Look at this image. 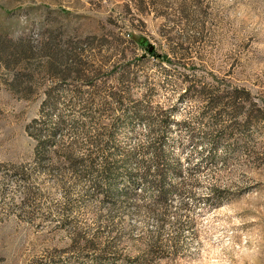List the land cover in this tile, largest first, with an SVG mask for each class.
I'll use <instances>...</instances> for the list:
<instances>
[{"label":"rangeland","instance_id":"rangeland-1","mask_svg":"<svg viewBox=\"0 0 264 264\" xmlns=\"http://www.w3.org/2000/svg\"><path fill=\"white\" fill-rule=\"evenodd\" d=\"M0 41V264H264V0H0Z\"/></svg>","mask_w":264,"mask_h":264},{"label":"trees","instance_id":"trees-1","mask_svg":"<svg viewBox=\"0 0 264 264\" xmlns=\"http://www.w3.org/2000/svg\"><path fill=\"white\" fill-rule=\"evenodd\" d=\"M132 39L138 43V45H140L142 48H146V41L144 38H135L134 36L132 37ZM2 44V42L0 41V45ZM149 53L153 54V49L152 48H147L146 49Z\"/></svg>","mask_w":264,"mask_h":264}]
</instances>
